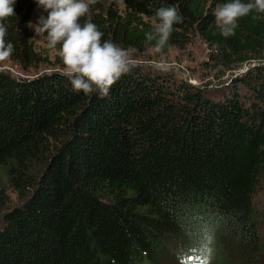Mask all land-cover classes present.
Wrapping results in <instances>:
<instances>
[{"label":"trees","instance_id":"16d2710c","mask_svg":"<svg viewBox=\"0 0 264 264\" xmlns=\"http://www.w3.org/2000/svg\"><path fill=\"white\" fill-rule=\"evenodd\" d=\"M116 1L119 13L90 9L101 43L153 49L151 17L175 5L183 22L158 54L197 35L218 60L248 67L197 87L136 62L103 98L74 91L65 72H0V176L20 201L7 208L0 187V264H202L205 245L209 264H260L264 215L252 200L264 171V12L225 38L214 11L231 0ZM37 4L16 0L0 20L8 60L23 69L41 60L29 33Z\"/></svg>","mask_w":264,"mask_h":264},{"label":"clouds","instance_id":"9594fccd","mask_svg":"<svg viewBox=\"0 0 264 264\" xmlns=\"http://www.w3.org/2000/svg\"><path fill=\"white\" fill-rule=\"evenodd\" d=\"M16 0H0V20L14 14ZM39 6L48 12L45 19L40 17L34 26L37 35H45L47 46L55 49L61 45L59 54L65 66L73 90L82 91L85 95L99 92L106 97L110 88L134 68L135 62L130 49L122 48L111 41L101 43L103 33L92 22L89 5L95 0H37ZM264 12V0L242 3L231 0L219 5L214 11L217 25L223 37L235 35L238 20L251 11ZM81 18H86L81 23ZM154 31L145 34L147 41H155L153 50L161 53L168 46L174 31L173 25L183 22L178 6L161 7L151 17ZM7 28L0 24V62L8 60L13 45L5 44ZM167 65L162 64L161 68ZM211 248L205 245L200 257L202 264H209ZM188 264H196L195 257L187 258ZM181 264H185L182 260Z\"/></svg>","mask_w":264,"mask_h":264},{"label":"rangeland","instance_id":"374dc122","mask_svg":"<svg viewBox=\"0 0 264 264\" xmlns=\"http://www.w3.org/2000/svg\"><path fill=\"white\" fill-rule=\"evenodd\" d=\"M89 7L96 13L98 8L103 12L107 9H111L117 13L122 11L121 3L116 0H95V3L90 4ZM40 17L46 19V11L37 4L29 19V33L33 48L41 59L40 62L23 69L12 61L5 60L0 62L1 73L7 74L10 77L23 79L33 78L50 72L66 73L65 66L61 63V58L57 52L47 46L44 35H37L35 32L34 26L37 25ZM130 51L135 63L137 62L142 66L158 68L163 72L169 70V73H174L177 77L180 76L188 83L197 87L218 85L227 76L241 72L249 64H246L247 62L224 63L222 60H218V55L215 52H211L197 35L191 36L189 42L179 47L170 48L165 54H158L151 48L146 49L140 54L133 50ZM162 64L167 65V67L162 69ZM0 187L5 188L7 208L13 207L20 202L6 189L7 184L2 175L0 176ZM252 203L255 211L260 215H264V171L259 178ZM1 212L0 210V227L2 226ZM261 237L263 239V251L261 253L260 264H264V225L261 227ZM182 260H184L182 256H175L173 259L168 258L164 260L162 264H181Z\"/></svg>","mask_w":264,"mask_h":264}]
</instances>
